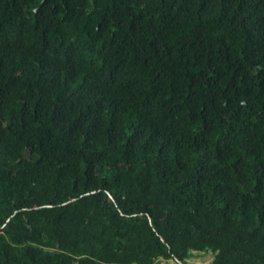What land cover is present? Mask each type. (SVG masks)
Listing matches in <instances>:
<instances>
[{"label":"trees","instance_id":"1","mask_svg":"<svg viewBox=\"0 0 264 264\" xmlns=\"http://www.w3.org/2000/svg\"><path fill=\"white\" fill-rule=\"evenodd\" d=\"M264 264V0H0V264Z\"/></svg>","mask_w":264,"mask_h":264},{"label":"rangeland","instance_id":"2","mask_svg":"<svg viewBox=\"0 0 264 264\" xmlns=\"http://www.w3.org/2000/svg\"><path fill=\"white\" fill-rule=\"evenodd\" d=\"M212 257L209 253L206 254H195L193 258L188 260V264H208Z\"/></svg>","mask_w":264,"mask_h":264}]
</instances>
